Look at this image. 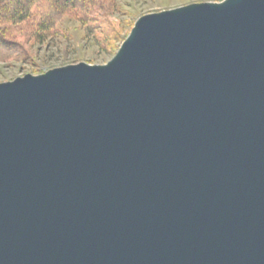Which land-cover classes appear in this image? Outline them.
I'll return each mask as SVG.
<instances>
[{
  "label": "water",
  "instance_id": "obj_1",
  "mask_svg": "<svg viewBox=\"0 0 264 264\" xmlns=\"http://www.w3.org/2000/svg\"><path fill=\"white\" fill-rule=\"evenodd\" d=\"M0 264H264V0L0 84Z\"/></svg>",
  "mask_w": 264,
  "mask_h": 264
},
{
  "label": "rangeland",
  "instance_id": "obj_2",
  "mask_svg": "<svg viewBox=\"0 0 264 264\" xmlns=\"http://www.w3.org/2000/svg\"><path fill=\"white\" fill-rule=\"evenodd\" d=\"M224 0H117L107 2L100 15L111 19L117 30L112 38L97 34L96 40L86 36L80 22L65 18L44 43L30 39L24 25H13L7 34L19 46L14 55L0 60V84L13 82L26 75L39 76L53 69L84 63L90 66L105 65L116 55L130 34L136 21L145 16L169 11L192 4L221 3ZM107 8V9H106ZM108 10V11H107Z\"/></svg>",
  "mask_w": 264,
  "mask_h": 264
},
{
  "label": "trees",
  "instance_id": "obj_3",
  "mask_svg": "<svg viewBox=\"0 0 264 264\" xmlns=\"http://www.w3.org/2000/svg\"><path fill=\"white\" fill-rule=\"evenodd\" d=\"M115 1L0 0V60L10 58L16 49L19 50V46L7 37L13 25L17 24L24 25L30 33V39L41 44L53 35L55 27L67 17L78 20L86 36L91 39L96 40L97 34L115 39L117 30L111 19L100 15L107 2Z\"/></svg>",
  "mask_w": 264,
  "mask_h": 264
}]
</instances>
